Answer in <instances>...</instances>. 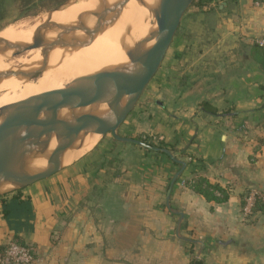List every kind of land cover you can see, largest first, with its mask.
Here are the masks:
<instances>
[{
	"label": "crops",
	"instance_id": "obj_1",
	"mask_svg": "<svg viewBox=\"0 0 264 264\" xmlns=\"http://www.w3.org/2000/svg\"><path fill=\"white\" fill-rule=\"evenodd\" d=\"M260 37L264 0L193 4L151 81L152 110H137L128 136L175 148L186 167L174 184L180 164L112 136L55 175L0 195V253L18 237L34 247L33 264H264L263 198L242 212L252 189L264 197ZM197 177L227 200L194 190Z\"/></svg>",
	"mask_w": 264,
	"mask_h": 264
},
{
	"label": "bare ground",
	"instance_id": "obj_2",
	"mask_svg": "<svg viewBox=\"0 0 264 264\" xmlns=\"http://www.w3.org/2000/svg\"><path fill=\"white\" fill-rule=\"evenodd\" d=\"M123 0H68L48 12L11 24L0 31V112L6 106L40 93L63 90L74 79L101 71L127 73L129 54H142L154 49L155 38L142 45L158 26L154 10L160 0H128L122 7L105 13ZM139 4V5H138ZM136 6L139 7L136 8ZM146 7V8H145ZM104 14V15H103ZM102 17V26L93 33ZM82 27L83 30L76 29ZM68 29H71L68 31ZM34 36L42 40L40 48L16 56L7 43L23 47L32 43ZM60 40L63 44L52 45ZM41 70V76L31 79L30 74ZM18 74H7L8 72ZM127 96L122 97V107ZM89 115L105 118L109 115L107 103H86L76 108H63L57 118L71 121ZM4 117L0 118V124ZM102 134L81 131L77 139L60 156L62 167L73 164L93 150ZM57 146L52 140L39 151L32 152L21 163L28 174L43 172ZM19 187L11 181L0 182V194Z\"/></svg>",
	"mask_w": 264,
	"mask_h": 264
},
{
	"label": "water",
	"instance_id": "obj_3",
	"mask_svg": "<svg viewBox=\"0 0 264 264\" xmlns=\"http://www.w3.org/2000/svg\"><path fill=\"white\" fill-rule=\"evenodd\" d=\"M195 1H159L155 10L157 33L150 35L142 43L144 45L155 38L157 45L146 53L129 54L130 64L127 73L97 72L72 80L63 90L40 93L6 106V109L0 112V118L4 117L0 124V182L11 181L18 184L19 187L0 195L18 191L60 172L63 168L60 164L61 154L74 143L81 131L98 133L102 136L111 134L119 141L135 143L141 147L165 153L181 165L180 171L172 181L174 184L176 178L185 169L186 163L176 158L168 148L153 146L135 137L122 136L119 134V129L135 109L145 89L159 71L183 16ZM127 2L128 0H123L105 13L112 12ZM103 15L97 21L94 31L91 32L95 33L102 26ZM76 29L83 30L82 27ZM61 44L63 43L57 40L51 46ZM6 46L12 47L15 50L14 54L19 56L29 50L41 47L42 40L34 36L32 43L28 46L23 47L11 43H7ZM40 71L30 74V78L36 77ZM7 74H18V72H8ZM124 95L127 96V100L125 107H122ZM89 102L107 103L109 115L105 118L83 115L71 121L57 118L61 109L76 108ZM54 135L57 139V146L47 168L43 172L33 175L23 172L21 170L22 161L32 152L44 148Z\"/></svg>",
	"mask_w": 264,
	"mask_h": 264
},
{
	"label": "rangeland",
	"instance_id": "obj_4",
	"mask_svg": "<svg viewBox=\"0 0 264 264\" xmlns=\"http://www.w3.org/2000/svg\"><path fill=\"white\" fill-rule=\"evenodd\" d=\"M67 1L68 0H0V31L5 27L10 26L11 24L12 25L16 24V22L18 23L24 20H30L33 17L35 18V16L37 17L40 14L45 13V11L48 12L50 9H54L55 7H58ZM136 8L139 9L138 6H136ZM153 19L154 21H156L155 10H154ZM40 76H41V71L38 73L36 77H31V79H37ZM138 104H137L138 106H136L137 108H135L134 112H132L131 116L129 117L128 122H126V124H124V127L121 128V130H119V133L122 136H129L130 134L131 136H133V132H131L132 119H134L138 111L144 110L146 112L145 115H147V113L150 110H152V82L149 83V86H147V88L145 89L141 97V100L140 102H138ZM135 138H142L144 140L152 142V136L150 137L148 135L137 136ZM111 139H112L111 134H108L107 136H103L99 144L102 143L103 145L107 141H112ZM117 147L118 146L114 147L116 149L114 151V154H116V151H118V153L124 152L125 153L124 156H126L127 158L128 150L126 149L120 150L119 149L120 147L118 148ZM149 152H152V150ZM68 166L63 167L61 170L66 169Z\"/></svg>",
	"mask_w": 264,
	"mask_h": 264
},
{
	"label": "built area",
	"instance_id": "obj_5",
	"mask_svg": "<svg viewBox=\"0 0 264 264\" xmlns=\"http://www.w3.org/2000/svg\"><path fill=\"white\" fill-rule=\"evenodd\" d=\"M257 44L264 48V37L257 39ZM192 158H190V161ZM258 198H263L261 193L256 189H252L245 196V203L242 208V212L245 216L252 214L256 207V201ZM35 249L32 245H21L16 242L8 244L6 249L0 253V264H33L35 262Z\"/></svg>",
	"mask_w": 264,
	"mask_h": 264
},
{
	"label": "trees",
	"instance_id": "obj_6",
	"mask_svg": "<svg viewBox=\"0 0 264 264\" xmlns=\"http://www.w3.org/2000/svg\"><path fill=\"white\" fill-rule=\"evenodd\" d=\"M214 0H196L194 4H202L204 2H211ZM205 107H209L207 104ZM211 109V108H210ZM212 112H216L215 109H211ZM141 139L153 146H158L161 148H168L170 151H175V148L172 147L171 145H168L167 143L160 142V143H155V142H149L147 140ZM117 141V140H116ZM118 142V141H117ZM146 151H151L150 149L144 148ZM192 186L194 190L200 192L202 195H204L208 200H215L218 202H223L227 200L228 198V193L218 184H212L210 183L207 179L202 178V177H197L193 180ZM18 193V192H17ZM261 199H257L256 201V206L257 208H260L261 206L259 205V202H261ZM12 242L19 243L21 245H28L26 242H24L22 239L16 237ZM7 247V246H6ZM6 248L1 249V253L5 250ZM194 264H203L201 261H195Z\"/></svg>",
	"mask_w": 264,
	"mask_h": 264
}]
</instances>
